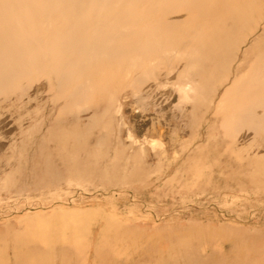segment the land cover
Instances as JSON below:
<instances>
[{"label":"rangeland","instance_id":"obj_1","mask_svg":"<svg viewBox=\"0 0 264 264\" xmlns=\"http://www.w3.org/2000/svg\"><path fill=\"white\" fill-rule=\"evenodd\" d=\"M0 264H264V0H0Z\"/></svg>","mask_w":264,"mask_h":264}]
</instances>
